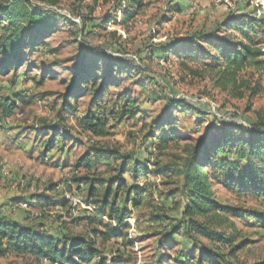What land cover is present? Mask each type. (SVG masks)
Listing matches in <instances>:
<instances>
[{"label":"trees","instance_id":"trees-1","mask_svg":"<svg viewBox=\"0 0 264 264\" xmlns=\"http://www.w3.org/2000/svg\"><path fill=\"white\" fill-rule=\"evenodd\" d=\"M63 1L71 0H0V77L12 71L13 77L8 80L11 85L18 77L19 68L27 64L28 56L45 50L53 52L48 47L47 39L56 29L57 17L60 16L54 7ZM72 1L78 11L89 8H81L84 0ZM124 1L128 4L127 8L122 4L116 6V9L124 8L121 10L120 24H126L143 9L144 0L121 2L124 4ZM170 8L171 12H181L176 5ZM110 19L111 16L103 23L107 24ZM222 24L225 31L235 35L228 33L218 37L214 32L201 33L189 41L193 44L197 42V48L204 50L205 55L197 57L199 51L192 48L186 49L184 54L193 59H208L203 65L216 77L215 84L228 89L233 96L243 98L244 91L253 93L255 90L248 80L239 77L240 73L247 68L264 67V19L230 14ZM85 28L86 22L83 21L79 32L82 33ZM182 42L181 39H173L163 43L158 47L156 56L165 59L173 54L181 55L183 51L179 50L178 45ZM67 70L64 91L60 94L55 113L58 123L49 125L44 122L45 128L51 131L44 154L55 146L58 136L64 142L69 135L68 131L63 130L64 114L76 112L77 99L85 95L90 97L87 112L79 118L82 131L93 137H108L115 124L132 119L139 121L141 114L151 118L148 122H142L141 130L145 132L144 140L151 141L152 149H144L142 156H135L133 152H123L108 145L87 147L73 165L75 170L84 168L85 173L73 175L67 184L69 191L72 186L79 193L83 190L84 202L93 207L92 212L82 211L83 214L71 221L75 226L85 223L87 232L74 236L68 233L56 235L45 230L43 223L28 226L8 218L0 211V257L15 253L59 264L128 262V251L134 244L127 232L129 205L135 209L145 205L146 197L153 195L154 189L150 187L159 188L160 185L164 189H155L160 202H156L152 211L147 213L148 222L161 226L154 233L155 261H170L166 251L179 246L176 264H235L236 252L250 241L240 239L235 242L237 233L226 232L228 216H234L235 210L216 199L213 186L220 184L238 194L256 196L264 201L262 116L249 122L248 127L235 121L216 122L212 119L195 137L185 136L181 135V129L179 131L172 127V112H190L195 116H202L204 112L187 99L160 93L157 82L147 74L141 77L145 69L133 60L108 53L99 47L80 45L73 65ZM45 72L46 69L42 71ZM248 75L252 77V73ZM123 78L130 80V89L114 95L116 98L108 106L105 102L111 97L110 89L118 88ZM135 85L139 93L131 92ZM151 85L154 88H149ZM240 90L242 92L238 93ZM157 100L163 103L155 116L149 115L147 109L140 108L146 101ZM22 106L20 94H0V122L21 110ZM181 142L184 144L179 154L170 152L175 146L179 149ZM154 153L157 157L150 160ZM166 153L170 154L171 159L163 162L161 159ZM99 164L104 168L96 171ZM150 175L160 178V183L154 187L147 182L140 186L139 178ZM36 202L26 201L30 206H35ZM38 206H59L67 213L72 211L62 195L55 201L46 197L44 203H38ZM171 213L177 215L172 216ZM260 222H264V217L260 216ZM61 225L63 228L66 223L62 222ZM98 237L103 240L113 238L119 241L120 248L107 257L97 247ZM252 264H264V260Z\"/></svg>","mask_w":264,"mask_h":264},{"label":"rangeland","instance_id":"rangeland-1","mask_svg":"<svg viewBox=\"0 0 264 264\" xmlns=\"http://www.w3.org/2000/svg\"><path fill=\"white\" fill-rule=\"evenodd\" d=\"M121 1L84 0L81 2V8L88 6L87 11H78L72 0L60 2L54 7L60 14L57 17V27L47 39L48 47L53 52L45 50L46 52H35L28 56L27 64L19 68L13 85L8 81L13 77L12 71L7 76L0 77V94L17 93L23 101L22 109L7 118L5 124L2 123L3 128L0 127V211L8 218L28 226L43 223L45 230L48 229L56 235L68 233L69 236H74L87 232L85 223L81 222L75 226L71 222L82 211H93V207L87 206L85 202L84 206L71 208L72 211L67 213L59 206L39 207L38 203L42 204L44 201L30 206L24 203L23 198L45 195L55 201L60 195L65 197L74 192L84 199L83 190V193H79L78 189L72 186V191H69L67 184L71 182L73 175L85 173L84 168L78 167V170H75L72 163L91 145H108L123 152H133L135 156H142L144 149H152L151 141L144 140L145 132L141 130L142 122H148L151 118L141 114L139 121L132 119L115 124L112 134L108 137H93L82 131L79 118L87 112L90 97L85 95L77 99L76 112L64 114L66 118L62 122L63 130L69 132L64 142L61 136H58V146L55 145L49 154H41L51 136V131L45 128V123H58L55 113L59 107L60 94L64 91V80L67 77L65 71L73 65L76 50L80 45L99 47L108 53L133 60L145 69L141 77L147 74L157 82L156 87L160 93L187 99L203 111L202 116H195L190 112H172V127L179 131L181 129V135L195 137L212 119L216 122L235 121L247 127L249 122L255 121L259 115L264 121V67H251L240 73L239 77L248 80L255 92L244 91L243 98H238L229 93L228 89L224 90L215 84L216 77L203 65L208 59H193L184 54L186 49L192 48L199 51L197 57L205 55L204 50L197 48V42L193 44L189 41L191 37L197 38L201 33L214 32L218 37L235 35L231 31H225L222 24L230 14H246L264 19V0H144L143 9L126 24H120L121 10L124 8L116 9L120 4L126 5L127 8V2L124 1L123 4ZM174 5L181 9L180 13L170 11V7ZM110 16V21L104 24L103 20L109 19ZM83 21L86 22V28L80 33L79 28ZM173 39L184 41L178 45L183 53L173 54L165 59L156 56L158 47ZM262 49L264 50V44ZM262 63L264 65V57ZM45 69L46 72L42 73ZM136 72L137 70L134 71L135 74ZM248 73H252L251 78ZM126 88L130 89V80L123 78L118 88L110 89L111 97H108L105 103L111 106L116 98L114 95L122 93ZM149 88H154V85ZM135 91L139 93L136 85L131 88V92ZM240 92L242 91L238 93ZM104 101L105 99L102 103ZM162 103V100L146 101L140 108L147 109L149 115L155 116ZM183 144L184 142H181L179 149L175 146L170 152L179 154ZM63 145L65 148L60 150ZM156 155H151L150 160L156 158ZM170 159V154L166 153L161 160L165 162ZM149 167L152 169L151 164ZM103 168L104 166L99 164L96 171ZM128 181H131L129 177ZM160 181V178L150 175L148 178L140 177L138 183L142 186L147 182L154 187ZM157 188L150 187L154 189L153 195L146 197L145 205L137 209L129 205L127 232L134 244L128 251L130 260L121 264H176V251L179 246H173L166 251L170 255V261H155L154 233L161 226L148 222L147 213L152 211L156 202H160V197L155 192ZM159 189H164V186L159 185ZM213 190L221 204L235 210L234 216H228L226 232L237 233L235 242L240 239L250 241L236 252L235 264H252L264 260V222H260V216L264 217V201L256 196L238 194L220 184L214 185ZM62 222L66 223L63 228ZM97 241V247L107 257L120 248L119 241L113 238H99ZM0 264L59 263L11 253L0 257Z\"/></svg>","mask_w":264,"mask_h":264},{"label":"crops","instance_id":"crops-1","mask_svg":"<svg viewBox=\"0 0 264 264\" xmlns=\"http://www.w3.org/2000/svg\"><path fill=\"white\" fill-rule=\"evenodd\" d=\"M5 120H7V119H5ZM5 120H3V121H1L0 122V125H2V123H4L5 124ZM3 126V125H2ZM2 126H0V127H2ZM3 128V127H2ZM1 129V128H0ZM56 146H58L57 145V143L55 144ZM63 148H65V145L64 146H62V147H60V150L61 149H63ZM56 151H57V149H56ZM51 152V150L50 151H48V152H45V154L43 153V152H41V154L43 155H46V154H49ZM77 160V159H76ZM76 162V161H75ZM75 162L74 163H72V167H73V165L75 164ZM32 197H34V198H32ZM24 199V203H26V201H30V203L33 201V202H35V200H37V201H44V199H46V196L45 195H30V196H28V197H24L23 198ZM10 206H12V204L9 202L8 203ZM27 204H29V203H27ZM2 212V211H1ZM3 213V212H2ZM4 214V213H3ZM80 214H83V213H80ZM79 214V215H80ZM5 215V214H4ZM6 216V215H5ZM20 223V222H19Z\"/></svg>","mask_w":264,"mask_h":264},{"label":"built area","instance_id":"built-area-1","mask_svg":"<svg viewBox=\"0 0 264 264\" xmlns=\"http://www.w3.org/2000/svg\"><path fill=\"white\" fill-rule=\"evenodd\" d=\"M65 197L72 208L84 206V200L80 194L70 192V195H65Z\"/></svg>","mask_w":264,"mask_h":264}]
</instances>
